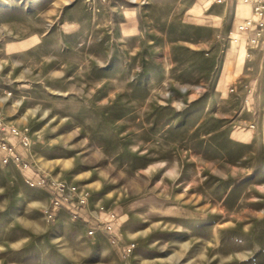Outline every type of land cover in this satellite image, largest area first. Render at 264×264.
<instances>
[{"label":"rangeland","instance_id":"1","mask_svg":"<svg viewBox=\"0 0 264 264\" xmlns=\"http://www.w3.org/2000/svg\"><path fill=\"white\" fill-rule=\"evenodd\" d=\"M245 7L0 0V139L21 157L0 152V264H264V40L237 32ZM85 210L116 227L88 234Z\"/></svg>","mask_w":264,"mask_h":264},{"label":"built area","instance_id":"2","mask_svg":"<svg viewBox=\"0 0 264 264\" xmlns=\"http://www.w3.org/2000/svg\"><path fill=\"white\" fill-rule=\"evenodd\" d=\"M209 4L214 5H226L229 2L240 1L250 7V15L246 16L241 23L237 26V32L245 36V43L248 47L259 46L264 40V0H207ZM231 39V37L229 36ZM234 42H237V38H233ZM12 135L18 137V140L23 145H27V136L19 131L17 128H10ZM0 152L2 153V161L8 163L10 161L19 162L21 160L20 155L15 150V146L9 143L7 140L0 139ZM25 167L26 164H23ZM30 185L40 184L43 182V178H39L37 181L27 180ZM75 189L74 187L72 188ZM79 194V193H78ZM54 201V207L60 205L61 202L67 203L70 201V197H59ZM84 203L83 195L79 194V198L75 202V205L81 206ZM97 225L91 227L88 230V234L92 235L98 228H104L111 231L117 222V216L112 210H106L104 216L96 217Z\"/></svg>","mask_w":264,"mask_h":264},{"label":"crops","instance_id":"3","mask_svg":"<svg viewBox=\"0 0 264 264\" xmlns=\"http://www.w3.org/2000/svg\"><path fill=\"white\" fill-rule=\"evenodd\" d=\"M248 6V5H247ZM244 10H249L250 11V7L248 6V7H245V8H243ZM39 179V178H38ZM38 179H36V180H33V181H37ZM30 180H32V179H30ZM74 210H76V211H78L77 210V208H75ZM80 210H82V208L80 209ZM78 213V212H77ZM87 213H88V215H87ZM82 216H84V217H86V216H90V218L92 219V220H96V217L98 216H100L99 214H94V213H91V212H89L88 210H85L84 212H82ZM89 218V219H90ZM93 221V222H94ZM95 224L97 225V222L95 221ZM116 226H114L113 228H115Z\"/></svg>","mask_w":264,"mask_h":264}]
</instances>
